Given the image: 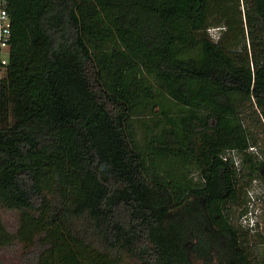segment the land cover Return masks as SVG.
Here are the masks:
<instances>
[{"label": "trees", "instance_id": "16d2710c", "mask_svg": "<svg viewBox=\"0 0 264 264\" xmlns=\"http://www.w3.org/2000/svg\"><path fill=\"white\" fill-rule=\"evenodd\" d=\"M10 13L0 206L20 216L0 213V264L17 247L22 264H264L260 223L240 221L264 182V0Z\"/></svg>", "mask_w": 264, "mask_h": 264}, {"label": "rangeland", "instance_id": "374dc122", "mask_svg": "<svg viewBox=\"0 0 264 264\" xmlns=\"http://www.w3.org/2000/svg\"><path fill=\"white\" fill-rule=\"evenodd\" d=\"M211 31L214 33L215 29L212 28ZM256 133H258L259 137H261V143L264 149V121ZM140 136H142V133H140ZM260 150L261 149L259 148H251V153L258 161L263 160V154ZM232 156L235 158L237 165L242 166L238 154L232 153ZM195 176L197 178V173H195ZM248 204L249 212L241 218V223L246 226H253L254 224L256 225L257 223H260V229L261 231H264V182L259 178L250 183L248 191ZM0 213L8 228L11 230L17 228L20 216L18 210H11L0 206ZM1 258L3 264H22L21 251L18 247L15 249L10 248L5 252H2Z\"/></svg>", "mask_w": 264, "mask_h": 264}, {"label": "built area", "instance_id": "2783aa9c", "mask_svg": "<svg viewBox=\"0 0 264 264\" xmlns=\"http://www.w3.org/2000/svg\"><path fill=\"white\" fill-rule=\"evenodd\" d=\"M13 21L10 13V0H0V78L6 73L8 64Z\"/></svg>", "mask_w": 264, "mask_h": 264}]
</instances>
